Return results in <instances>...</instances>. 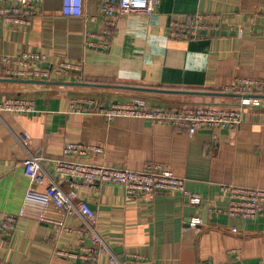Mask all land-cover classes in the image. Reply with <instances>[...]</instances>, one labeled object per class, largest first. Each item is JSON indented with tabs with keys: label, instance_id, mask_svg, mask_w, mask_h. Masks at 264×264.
Here are the masks:
<instances>
[{
	"label": "crops",
	"instance_id": "crops-1",
	"mask_svg": "<svg viewBox=\"0 0 264 264\" xmlns=\"http://www.w3.org/2000/svg\"><path fill=\"white\" fill-rule=\"evenodd\" d=\"M102 1L84 0V12L92 19L63 15L62 0H41L28 25L0 19V54L40 51L48 63L82 65L79 72L54 79L58 81L84 78L216 93L235 78L264 79V0H159L151 15L112 18L100 14ZM196 15L202 17L197 36L172 35L176 25L188 31ZM78 94L91 97L93 108L135 97L148 106L172 108L203 102L233 105L238 98L0 81V99H32L36 109L0 114V214L16 217L13 234H0V260L92 264L56 253L79 251L91 242L81 233L86 228L82 217L66 215L46 194L51 182L69 189L71 179L56 173L55 161L72 141L104 147V154L91 155L89 162L135 170L161 164L201 195V203L192 205L177 192L129 195L119 185L78 187L77 199L94 209L95 229L121 264H264V216L243 220L208 211L209 205L226 206L220 184L264 188V106L245 108L235 129L216 126L188 134L138 117L106 120L87 111L86 103L85 110L74 111L70 99ZM22 133L28 139H21ZM30 155L42 157L34 176L24 170ZM193 218L199 219L196 227L189 225ZM95 264H110L108 255H100Z\"/></svg>",
	"mask_w": 264,
	"mask_h": 264
},
{
	"label": "built area",
	"instance_id": "built-area-1",
	"mask_svg": "<svg viewBox=\"0 0 264 264\" xmlns=\"http://www.w3.org/2000/svg\"><path fill=\"white\" fill-rule=\"evenodd\" d=\"M41 0H0V19L9 25H28L37 13ZM84 0H62L61 10L65 16H81L92 19L83 8ZM159 0H103L99 5V12L105 17L112 18L116 14H144L151 15ZM196 23L188 31L182 30V25H176L172 35L175 37L192 38L198 35L202 20L200 15L195 17ZM111 23L110 21H108ZM107 23V25H109ZM109 29L106 28L105 32ZM94 36V35H91ZM87 44L92 41L86 39ZM105 48V44L101 43ZM14 65V66H12ZM0 70L3 77L36 80H54L63 73L72 74L82 70L81 64L69 62L48 63L46 55L40 51L20 53L14 57L0 54ZM219 92L238 94L237 102L233 105L216 104L210 102L187 103L176 108L162 106H148L143 98L135 97L128 100H113L107 105L92 107L93 99L81 94L70 99L72 110H85L84 105H90V113L112 120L115 117H138L148 119L156 124H169L193 134L198 129H212L216 126L238 127L243 118L245 108H260L264 106V79L235 78L229 85L220 87ZM3 111L13 113H27L36 111L32 99L8 96L0 99V114ZM21 139H28L22 133ZM104 154V147L87 142L67 141L63 146V157L56 159L55 170L58 175L71 179L69 189L64 191L51 182L46 187V194L51 201L66 215L78 213L85 224L81 232L87 237L91 245L81 247L79 251L58 250L61 257L82 259L95 264L102 254L108 255L110 264H121L109 251L108 246L95 229L96 213L85 201L77 199L76 189L80 186L112 184L123 187L126 194H154L177 192L189 204L201 203V195L188 190L185 179L173 173L161 164H147L142 169L135 170L121 166H109L89 162L91 155ZM42 157L30 155L24 160V170L28 176H34ZM220 192L226 197V206L209 205L208 211L215 217H238L243 220H252L264 216V188L246 187L234 184H220ZM199 219L193 218L189 225L196 227ZM16 228V217L12 214H0V234L9 238ZM67 230V229H66ZM230 231L236 232L235 227ZM0 264H10L0 260Z\"/></svg>",
	"mask_w": 264,
	"mask_h": 264
},
{
	"label": "water",
	"instance_id": "water-1",
	"mask_svg": "<svg viewBox=\"0 0 264 264\" xmlns=\"http://www.w3.org/2000/svg\"><path fill=\"white\" fill-rule=\"evenodd\" d=\"M2 82H14V83H35V84H51V85H76V86H86V87H111L119 89H129L134 91H144V92H166V93H178V94H216L221 96H236L238 94L233 93H224V92H204V91H190V90H162L151 87H140V86H131V85H111V84H99V83H90V82H69V81H58V80H36V79H19V78H7L0 77ZM259 97L264 98V95H259Z\"/></svg>",
	"mask_w": 264,
	"mask_h": 264
},
{
	"label": "trees",
	"instance_id": "trees-1",
	"mask_svg": "<svg viewBox=\"0 0 264 264\" xmlns=\"http://www.w3.org/2000/svg\"><path fill=\"white\" fill-rule=\"evenodd\" d=\"M0 77H3V73H2V71H1V70H0ZM86 80H87V79H84V78H83V79H81V81H84V82H87Z\"/></svg>",
	"mask_w": 264,
	"mask_h": 264
},
{
	"label": "rangeland",
	"instance_id": "rangeland-1",
	"mask_svg": "<svg viewBox=\"0 0 264 264\" xmlns=\"http://www.w3.org/2000/svg\"><path fill=\"white\" fill-rule=\"evenodd\" d=\"M81 81V80H80Z\"/></svg>",
	"mask_w": 264,
	"mask_h": 264
}]
</instances>
